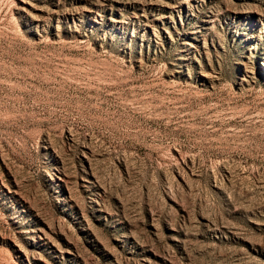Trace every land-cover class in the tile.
<instances>
[{
	"label": "rangeland",
	"instance_id": "obj_1",
	"mask_svg": "<svg viewBox=\"0 0 264 264\" xmlns=\"http://www.w3.org/2000/svg\"><path fill=\"white\" fill-rule=\"evenodd\" d=\"M0 264H264V0H0Z\"/></svg>",
	"mask_w": 264,
	"mask_h": 264
}]
</instances>
